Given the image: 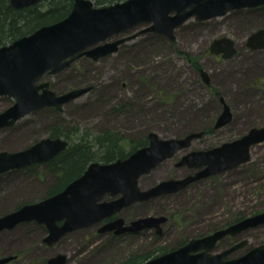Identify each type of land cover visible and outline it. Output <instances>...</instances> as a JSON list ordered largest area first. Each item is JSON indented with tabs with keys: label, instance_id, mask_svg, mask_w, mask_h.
<instances>
[{
	"label": "rangeland",
	"instance_id": "obj_1",
	"mask_svg": "<svg viewBox=\"0 0 264 264\" xmlns=\"http://www.w3.org/2000/svg\"><path fill=\"white\" fill-rule=\"evenodd\" d=\"M147 27L139 25L122 38H110L108 43L134 37L112 55L98 61L84 56L64 72L47 75L42 82H48L49 89L58 96L76 89L91 90L64 104L61 110L43 108L0 129V152L21 151L48 138L49 128L55 123L93 136L115 132L125 141L150 133L172 139L203 132L189 148L139 179V187L148 190L194 174L187 166H177L182 155L218 147L252 128L264 127V50L254 51L247 46L249 37L264 29V7L230 11L201 22L192 18L175 31L174 41L143 32ZM221 38L234 42L237 52L233 57L224 59L222 53H211L212 43ZM155 47L157 50H153ZM151 49V54L135 57ZM202 71L209 76L208 84L202 79ZM14 102L0 96V113ZM224 105L230 108L232 120L216 129ZM33 173L41 176L33 180L32 174L24 171L0 175V217L45 197L53 185L48 167L36 166ZM261 212L264 142L251 149V159L244 165L192 182L173 194L135 203L113 215L114 219H125L126 224L142 217L163 216L167 221L161 234L155 228L119 236L114 232L98 234L99 224L73 232L46 248L42 241L46 233L40 236L33 227L20 225L0 234V258L20 254L21 258L10 264H47L49 258L64 254L67 264H116L119 255L159 248L167 253L190 239L221 229L219 225L232 218L244 219ZM224 240L217 243L215 253L247 241L243 249L231 255L239 257L264 243V225L243 233L235 244V240Z\"/></svg>",
	"mask_w": 264,
	"mask_h": 264
},
{
	"label": "water",
	"instance_id": "obj_2",
	"mask_svg": "<svg viewBox=\"0 0 264 264\" xmlns=\"http://www.w3.org/2000/svg\"><path fill=\"white\" fill-rule=\"evenodd\" d=\"M44 0H8L16 10L37 6ZM264 6V0H125L110 6L96 7L92 0H73L70 14L63 20L45 25L34 33L0 47V96L14 99V104L0 113V129L13 126L18 120L47 107L61 110L62 106L85 95L91 87L57 95L50 84L38 82L47 74H58L72 63L87 56L98 61L116 53L119 46L132 39L107 41L139 25L149 26L143 32H154L175 40V31L189 18L207 21L222 17L230 11ZM103 43V44H102ZM252 50H264V29L251 35L247 43ZM234 42L221 38L211 45V53L229 59L236 54ZM208 84L209 76L202 71ZM232 112L224 105L215 128L232 120ZM203 132L189 133L182 138L162 139L156 133L148 135V146L138 149L126 159L103 164L94 162L84 174L71 182L62 192L39 202L23 205L0 217V234L17 226L35 222L48 231L44 242L52 246L67 234L92 227L135 203L147 202L161 195L173 194L192 182L224 173L248 163L251 149L264 142V127L252 128L247 134L231 142L208 150H197L182 155L177 166L193 169L195 174L181 180L165 181L156 187L142 190L139 179L159 164L189 148ZM69 142L63 138H44L17 152H0V175L47 163L64 152ZM110 195L117 197L104 201ZM163 216H148L131 221L123 218L107 221L99 232L116 235L139 233L156 229L162 233ZM60 223V224H59ZM264 225V212L242 219L213 233L190 239L185 245L152 258L143 264H264V243L239 257H231L243 249L247 241L215 253L217 243L225 237ZM17 257L0 259L8 264ZM64 254L51 257L47 264H67Z\"/></svg>",
	"mask_w": 264,
	"mask_h": 264
},
{
	"label": "trees",
	"instance_id": "obj_3",
	"mask_svg": "<svg viewBox=\"0 0 264 264\" xmlns=\"http://www.w3.org/2000/svg\"><path fill=\"white\" fill-rule=\"evenodd\" d=\"M93 1L97 7H101L110 6L125 0ZM72 7V0H44L37 6L24 10H16L10 6L8 0H0V47L9 45L24 36L30 35L45 25L65 19L71 12ZM49 130V137L64 138L70 142V145L61 155L43 165L48 167L53 184L44 198L51 197L64 190L71 182L81 177L91 163L108 164L119 159H125L137 149L146 147L149 142L147 136L125 141L121 134L111 131L93 136L88 131L84 133L77 128L71 131L61 123H55ZM35 167H28L20 171L32 174L31 178L34 180L33 177L39 178L41 176L33 173ZM37 201L39 199L26 203ZM161 210L164 211V208H161ZM242 218H232L229 223H223V226L219 225V228L229 226ZM21 226L33 227L36 233H41L40 236L46 233L45 227L36 223H27ZM33 232L34 230L30 231V234ZM224 241H227V239ZM185 243H182L181 246ZM166 251V249L159 248L144 253L134 252L126 257L119 255L120 262L116 264H143L153 257L166 253Z\"/></svg>",
	"mask_w": 264,
	"mask_h": 264
},
{
	"label": "bare ground",
	"instance_id": "obj_4",
	"mask_svg": "<svg viewBox=\"0 0 264 264\" xmlns=\"http://www.w3.org/2000/svg\"><path fill=\"white\" fill-rule=\"evenodd\" d=\"M193 18H195L196 19V17H193ZM192 19V17L191 18H189L187 21H189V20H191ZM198 21V20H197ZM129 31H131V30H128L127 32H125V33H122V34H120V35H118V36H114L113 37V39L112 40H115V38H117V37H121L122 38V36L123 35H126V34H128L129 33ZM118 39H120V38H118ZM123 44H125V43H122L121 45H123ZM160 46V45H159ZM120 47V46H119ZM160 47H158V49H159ZM153 50H157V47H155V48H153ZM153 50L151 49V50H144L145 52H141V53H138L136 56H135V54L133 55V56H135V57H139L140 55H142V56H147V55H149V54H151L152 52H153ZM114 54V53H113ZM65 70H67V69H65ZM64 70V71H65ZM64 71H62V72H64ZM62 72H60V73H62ZM161 217V216H160ZM95 227V225H93L92 227H90V228H88V229H91V228H94ZM247 232V231H246ZM243 234V233H242Z\"/></svg>",
	"mask_w": 264,
	"mask_h": 264
},
{
	"label": "flooded vegetation",
	"instance_id": "obj_5",
	"mask_svg": "<svg viewBox=\"0 0 264 264\" xmlns=\"http://www.w3.org/2000/svg\"><path fill=\"white\" fill-rule=\"evenodd\" d=\"M259 8H262V7H259ZM254 51H262V50H254ZM222 109H223V108H222ZM241 235H242V234H241ZM241 235H240V236H241ZM240 236H239V237H240ZM225 239H227V241H229V243H231L232 240H235V241H234V244H235L236 241H238V237L233 238V237H230V236H229V237H226ZM19 258H21V255H20V254H18V259H19Z\"/></svg>",
	"mask_w": 264,
	"mask_h": 264
}]
</instances>
